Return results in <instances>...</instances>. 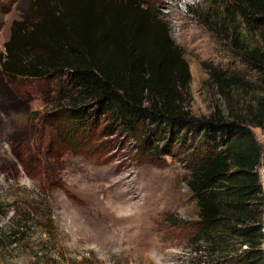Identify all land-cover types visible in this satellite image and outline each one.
Here are the masks:
<instances>
[{
  "label": "trees",
  "instance_id": "1",
  "mask_svg": "<svg viewBox=\"0 0 264 264\" xmlns=\"http://www.w3.org/2000/svg\"><path fill=\"white\" fill-rule=\"evenodd\" d=\"M229 8L258 32L261 48L244 45L225 17L191 14L207 27L220 24L264 74V0H230ZM203 66L227 96L236 77ZM0 69L10 81L58 87L67 104L55 120L67 143L97 136L107 138L103 146L123 137L136 164L155 168L166 167L169 156L184 158L198 208L187 241L191 264H264V196L256 171L262 147L251 130L264 131V95L249 117L219 110L195 116L189 65L168 23L142 0H29L23 18L11 25Z\"/></svg>",
  "mask_w": 264,
  "mask_h": 264
},
{
  "label": "rangeland",
  "instance_id": "2",
  "mask_svg": "<svg viewBox=\"0 0 264 264\" xmlns=\"http://www.w3.org/2000/svg\"><path fill=\"white\" fill-rule=\"evenodd\" d=\"M142 1L168 23L189 65L190 111L249 117L264 95V74L220 24L207 27L191 14L225 17L244 45L261 48L230 0ZM28 5L0 0V53ZM203 64L236 77L227 96ZM66 104L52 81H10L0 69V264H191L187 241L198 208L184 158L169 156L166 167L155 168L136 164L123 137L103 146L107 138L97 136L67 143L55 120ZM251 130L264 153V131Z\"/></svg>",
  "mask_w": 264,
  "mask_h": 264
},
{
  "label": "built area",
  "instance_id": "3",
  "mask_svg": "<svg viewBox=\"0 0 264 264\" xmlns=\"http://www.w3.org/2000/svg\"><path fill=\"white\" fill-rule=\"evenodd\" d=\"M256 171H257V174L261 182V187H262L263 196H264V153H262V157H261L258 167L256 168Z\"/></svg>",
  "mask_w": 264,
  "mask_h": 264
}]
</instances>
